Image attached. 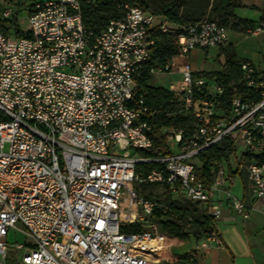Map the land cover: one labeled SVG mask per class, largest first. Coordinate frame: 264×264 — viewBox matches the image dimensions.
<instances>
[{"label":"built area","instance_id":"2783aa9c","mask_svg":"<svg viewBox=\"0 0 264 264\" xmlns=\"http://www.w3.org/2000/svg\"><path fill=\"white\" fill-rule=\"evenodd\" d=\"M96 2L14 0L0 11L2 18L12 17L15 7L25 12L29 33L10 37L0 30V264L169 260L160 255L169 250L166 236L148 221L156 202L134 187L137 181L161 184L205 204L215 220L224 203L249 218L251 203L230 188L237 176L245 177L244 190L252 201L264 203L261 70L249 61L241 63L244 83L256 97L232 98L227 113L216 106L223 85L206 88V98L195 96L206 84L195 78L190 52L228 46V29L209 19L175 25L126 5L122 17L110 18L96 32L82 14V5ZM155 29L174 34L175 53L149 72L181 75L169 90L176 113L188 120L183 128L162 129L169 154L145 157L139 152L151 149L153 139L138 77ZM227 136L236 150L229 161H217L206 185L195 173L198 156ZM153 162L158 169L145 175L138 170L139 164ZM135 223L148 227L123 230ZM11 231L24 240L10 242ZM159 235L166 238L161 250L143 244ZM210 237L219 242L216 230Z\"/></svg>","mask_w":264,"mask_h":264},{"label":"trees","instance_id":"16d2710c","mask_svg":"<svg viewBox=\"0 0 264 264\" xmlns=\"http://www.w3.org/2000/svg\"><path fill=\"white\" fill-rule=\"evenodd\" d=\"M6 1L10 3L14 0ZM126 5H137L143 10L151 9L150 4L146 0H97L95 6L82 5L84 22L89 28L98 32L110 18L122 17ZM239 5L240 0H208L203 5H194L188 0H168L158 3L150 11L156 16L164 17L175 25H184L200 21L203 15L208 13L209 20H214L227 29L237 30L243 33L251 32L256 28L254 22L235 14V9ZM262 19H264V14H262ZM4 21L14 27L16 37L28 36L29 33L27 30L24 31L18 27L16 19H12V17L2 18L0 16V30L4 34L8 35L1 26V23ZM152 36L154 43L150 46V56L146 62V66L139 74L138 91L143 95L144 102L148 108L145 119L150 123L152 128L151 137L153 139V147L151 149L141 150L140 155L145 157H161L169 154L162 129L165 127L183 128L188 119L176 113V98L169 89L153 86L149 83L153 78L149 69L162 68L175 53L174 34L172 32L155 29L152 31ZM221 49L224 53V62L222 70L216 73L213 82L214 84L223 85V94L220 96L216 106L219 112L227 113L232 98H254L256 97V92L244 83V74L241 68L242 62L237 59L234 48L226 46ZM206 85L195 94L196 97L206 98ZM2 119L4 117L0 114V120ZM235 150L232 140L227 136L218 145L212 146L202 152L198 156L195 167L197 179L208 185L217 168V161L221 159L229 161L230 156ZM159 166L158 163L154 162L147 164L141 163L138 165V170L145 175L152 169H158ZM149 184L156 185V183ZM165 188L169 191L166 199L171 201L173 193L168 187ZM146 197L153 199L152 194H147ZM154 197L157 198V196ZM193 203L203 206V213L200 215L202 219L200 226L214 230L216 220L207 214L205 204ZM185 214V212H181L176 206H174L173 213L163 212L156 206L152 217L159 224L161 232L175 237V239H187L191 235V232L185 227L187 223ZM123 230L137 232L134 224L123 226Z\"/></svg>","mask_w":264,"mask_h":264},{"label":"crops","instance_id":"0c3cea01","mask_svg":"<svg viewBox=\"0 0 264 264\" xmlns=\"http://www.w3.org/2000/svg\"><path fill=\"white\" fill-rule=\"evenodd\" d=\"M235 14L241 18L253 21L259 30L243 33L228 29V46L234 48L237 59L241 62L249 61L261 70L264 75V0H240ZM224 53L220 47L210 46L205 49L195 48L189 55V63L195 78H201L211 88L216 73L222 70ZM174 80L170 84L179 82L181 75L172 74ZM241 183L234 181L231 189L236 195L244 197L251 203L249 218L243 219L236 215L228 204L224 203L222 216L216 220L215 230L218 232L219 242L208 236L204 240L192 241L177 239L179 250L176 257L193 250L189 256L192 264H264V203L252 201L244 190V176L239 177ZM187 243V245H184Z\"/></svg>","mask_w":264,"mask_h":264},{"label":"rangeland","instance_id":"374dc122","mask_svg":"<svg viewBox=\"0 0 264 264\" xmlns=\"http://www.w3.org/2000/svg\"><path fill=\"white\" fill-rule=\"evenodd\" d=\"M146 1H148V3L151 6L150 10H153L158 3L168 0H146ZM188 1L192 2L194 5H203L208 0H188ZM8 4L9 2L6 0L0 1L1 9L6 8ZM12 19H16L18 23L17 24L18 27H20L24 31L27 30L28 28L27 18L25 16V12H23L21 9L19 10V8L17 7L13 9ZM159 19L160 18H157L156 22H158ZM204 19H209L208 13H205V15H203V17L200 20H204ZM1 26L7 32L8 36L16 37L14 27L8 24V22L6 21L2 22ZM173 80L174 78L172 74L169 73L157 74V75L155 74L153 75V78L149 83L153 86H158V87L160 86L169 89V87L167 86L169 85V82ZM7 149H8V145H6L5 147V150ZM235 181L239 184L241 183L239 176L236 177ZM134 187L140 192H142L141 194H143L144 196H146L147 194H152V198L156 202V206L160 208L163 212L173 213L174 206L180 209L181 212H185L186 213L185 220L187 222L185 227L189 232H191V235L188 237L191 240V242L204 240L211 235V232L213 230L200 226V223L202 221L200 215H202L203 213L202 205L195 204L192 201L186 199L184 196L177 194H173V198L171 199V201L167 200L166 196L168 195L169 191L166 190L165 186L161 184L150 185L149 183L144 181H137L134 184ZM232 192L234 193L235 191L232 190ZM154 196H157V198ZM125 204H128V202H125ZM150 219L151 220H148L149 222L155 223L158 226V232L161 233L162 235H165L166 238H168L167 244L169 245V250H162V252L160 253V255H162L164 258H168L169 260H160L159 262H156V264H192V262L189 260L190 258L192 259V257H190L189 255L194 252L193 250L187 252L186 254H182L179 258L174 260L176 256V252L179 250V247L176 246L175 244L178 242L177 239H175V237L169 236L161 232L159 228V224L154 219V217H151ZM148 221H145L144 224L148 225L149 223ZM134 225L136 226L137 231L145 230L148 227V226H141L139 223H135ZM170 238H173V240H170ZM23 240L24 237L21 233L14 231L10 232L9 234L10 242L23 241ZM184 245H187V243H185Z\"/></svg>","mask_w":264,"mask_h":264},{"label":"bare ground","instance_id":"6f19581e","mask_svg":"<svg viewBox=\"0 0 264 264\" xmlns=\"http://www.w3.org/2000/svg\"><path fill=\"white\" fill-rule=\"evenodd\" d=\"M124 214H125V212L123 211V215ZM164 239H166V238L165 237L161 238V235H159L156 238L144 240L143 244L149 248L161 250L163 247V244H164ZM170 240H173V238H170ZM147 256L150 257L151 259L155 260V261L159 260V257L154 255L153 253H147Z\"/></svg>","mask_w":264,"mask_h":264}]
</instances>
